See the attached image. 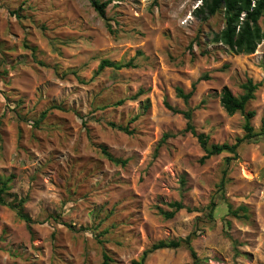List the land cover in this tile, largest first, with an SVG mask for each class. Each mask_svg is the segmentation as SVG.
I'll return each instance as SVG.
<instances>
[{"label":"rangeland","instance_id":"rangeland-1","mask_svg":"<svg viewBox=\"0 0 264 264\" xmlns=\"http://www.w3.org/2000/svg\"><path fill=\"white\" fill-rule=\"evenodd\" d=\"M108 1L101 17L89 0H0V177L13 176L9 199L27 197L36 220L29 229L0 205V264H107L105 255L133 264L192 231L203 264H264V136L201 162L187 119L165 104L191 109L209 143H234L244 116L228 114L220 95L225 86L240 95L251 77L261 85L248 109L264 131V40L252 54L212 42L223 14L198 18L203 0ZM105 58L137 67L98 71ZM179 86L194 88L188 103ZM175 200L194 210L159 213ZM228 202L247 217L229 214ZM146 264L194 263L179 247Z\"/></svg>","mask_w":264,"mask_h":264},{"label":"trees","instance_id":"trees-1","mask_svg":"<svg viewBox=\"0 0 264 264\" xmlns=\"http://www.w3.org/2000/svg\"><path fill=\"white\" fill-rule=\"evenodd\" d=\"M92 7L101 16H106V9L109 1L106 0H89ZM222 13L224 19V26L219 31L214 33L211 41L214 43H222L235 54H252L254 53L259 44L264 40V30L260 24V20L264 17V0H203V3L196 8L195 15L200 19H209L210 17ZM137 64L134 62V58L129 61H114L109 58L102 59L99 64L98 71H102L105 68H112L114 70H121L124 68H135ZM204 77H207L205 75ZM260 82L254 81L249 77L245 82L241 84L242 93L236 95L233 91L225 86L220 95V101L225 111L233 115L240 112L244 116L243 129L244 134L236 138L234 143H209V136L203 132H199L192 122V110H181L172 106L169 102H165L166 106L174 113H181L187 119V125L185 132H190L195 136L202 148L204 149V155L200 158L201 162H205L207 159L214 155H220L223 152H229L234 155L238 154L239 147L245 142L257 141L258 138L264 136V131H257L252 124V120L256 115L255 110L248 109L249 103L255 99L256 91L258 90ZM194 89V88H193ZM186 92L182 87L176 88V94L179 98H182L186 103L193 95V91ZM144 90H140L136 96L143 93ZM135 96V97H136ZM149 106V102L146 103V108ZM47 112L43 113V117ZM111 126L117 127L126 133H133L128 127L117 125L114 122L110 123ZM170 134H165L163 141ZM102 152L107 158L117 164H126V160H122L114 156L107 147L102 146ZM231 162V157L226 158V166L223 170V176L220 181V189L224 191L226 186V177L228 174V168ZM13 176L0 177V205L9 206L12 208L17 216L26 222L29 229L36 220L26 212L25 204L28 200L27 197H14L9 199L11 182ZM182 183L185 180L182 179ZM170 210L159 208V213L165 218H172L179 211L185 209L187 211H193L194 209L186 205L182 200H175L170 202ZM229 214L235 217H242L240 212H243L247 217L248 208L244 205L234 208L231 203L228 202ZM210 210L208 215L212 218L213 212L216 208V204L211 202L209 206ZM227 225H230V221H227ZM197 232L192 231L185 238L180 239H162L153 243L148 249L144 250L141 257L138 260H134L133 264H146V261L150 254L157 250L165 248H179L186 247L192 256L194 264H203V259L198 256L194 246L193 240L197 237ZM110 258L105 255V261L108 264Z\"/></svg>","mask_w":264,"mask_h":264}]
</instances>
